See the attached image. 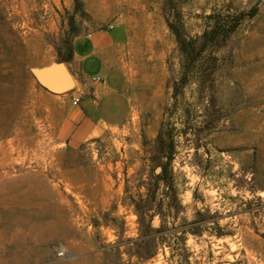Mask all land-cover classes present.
I'll list each match as a JSON object with an SVG mask.
<instances>
[{
    "label": "rangeland",
    "instance_id": "1",
    "mask_svg": "<svg viewBox=\"0 0 264 264\" xmlns=\"http://www.w3.org/2000/svg\"><path fill=\"white\" fill-rule=\"evenodd\" d=\"M241 13L188 70L168 22L196 38ZM111 24L139 69L134 115L63 142L33 70ZM0 264H264V0H0Z\"/></svg>",
    "mask_w": 264,
    "mask_h": 264
},
{
    "label": "crops",
    "instance_id": "2",
    "mask_svg": "<svg viewBox=\"0 0 264 264\" xmlns=\"http://www.w3.org/2000/svg\"><path fill=\"white\" fill-rule=\"evenodd\" d=\"M127 31L109 25L74 37L72 57L65 62L74 87L65 93L45 89L59 96L65 107L60 125L63 142L80 146L107 128L123 126L134 115L139 69L127 61L131 54L126 51L131 42ZM73 96H80V101L72 103Z\"/></svg>",
    "mask_w": 264,
    "mask_h": 264
},
{
    "label": "trees",
    "instance_id": "3",
    "mask_svg": "<svg viewBox=\"0 0 264 264\" xmlns=\"http://www.w3.org/2000/svg\"><path fill=\"white\" fill-rule=\"evenodd\" d=\"M76 4H79V0H76ZM243 16L244 14L241 13L236 16H227L226 18L222 17L220 19H217L213 21V24L209 29H206L199 37L196 38H191L188 35H185L183 30L170 20L168 24L177 38L180 51L184 56L187 67L189 66L188 70L190 68V65L195 64L202 58L204 51H207L208 47L214 42L222 40L224 45H226L228 38L235 32ZM72 48V43L69 42H66L65 47H63L62 49L58 48V61H68L72 57ZM214 60L215 57L213 58V61ZM195 73V79H197V81L199 82H206L208 79L210 80V73L206 68L202 67L200 69H197ZM185 77H187V72L185 74ZM211 99H213V95L211 96ZM208 114V112L204 114L207 119L203 121L202 124L198 126V128H196L197 130L201 128L211 129L215 126L214 122L216 121L213 119L212 115ZM166 133H160L158 135V138L156 139L159 146V152L165 150L172 152L174 149L173 138L169 139V137H171L169 130ZM152 230L153 229L149 223L145 224L143 227V231L145 234L147 231L151 232Z\"/></svg>",
    "mask_w": 264,
    "mask_h": 264
},
{
    "label": "water",
    "instance_id": "4",
    "mask_svg": "<svg viewBox=\"0 0 264 264\" xmlns=\"http://www.w3.org/2000/svg\"><path fill=\"white\" fill-rule=\"evenodd\" d=\"M33 73L46 90L55 93L68 92L76 83L73 75L63 61H57L53 67L46 70L34 69ZM161 170L162 166H157L156 172L159 173Z\"/></svg>",
    "mask_w": 264,
    "mask_h": 264
},
{
    "label": "built area",
    "instance_id": "5",
    "mask_svg": "<svg viewBox=\"0 0 264 264\" xmlns=\"http://www.w3.org/2000/svg\"><path fill=\"white\" fill-rule=\"evenodd\" d=\"M110 27H112V25H110ZM94 79H99L100 80V77L99 76H96V77H94ZM73 101H72V103H77L78 101H80V96H73Z\"/></svg>",
    "mask_w": 264,
    "mask_h": 264
}]
</instances>
